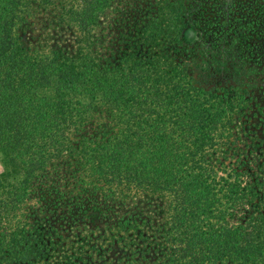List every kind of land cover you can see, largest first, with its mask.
<instances>
[{
  "label": "trees",
  "instance_id": "1",
  "mask_svg": "<svg viewBox=\"0 0 264 264\" xmlns=\"http://www.w3.org/2000/svg\"><path fill=\"white\" fill-rule=\"evenodd\" d=\"M0 167V264H264V0H0Z\"/></svg>",
  "mask_w": 264,
  "mask_h": 264
},
{
  "label": "rangeland",
  "instance_id": "2",
  "mask_svg": "<svg viewBox=\"0 0 264 264\" xmlns=\"http://www.w3.org/2000/svg\"><path fill=\"white\" fill-rule=\"evenodd\" d=\"M187 34V33H186ZM0 169H1V167H0Z\"/></svg>",
  "mask_w": 264,
  "mask_h": 264
}]
</instances>
